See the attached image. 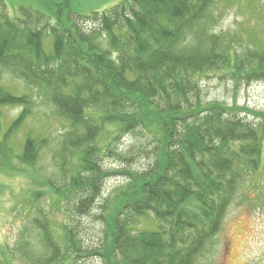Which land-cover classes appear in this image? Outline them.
Listing matches in <instances>:
<instances>
[{"label": "trees", "instance_id": "1", "mask_svg": "<svg viewBox=\"0 0 264 264\" xmlns=\"http://www.w3.org/2000/svg\"><path fill=\"white\" fill-rule=\"evenodd\" d=\"M32 1L38 8L0 14V108L20 109L6 129L0 124V173L56 189L37 168L49 139L27 130L14 140L35 102L2 84L9 74L38 90L65 123L55 154L71 190L56 192L59 202L73 193L80 216L100 207L102 237L88 255L103 264H196L239 184L264 172V111L206 101L201 81H264V49L238 52L212 30L216 0H122L85 15L70 0ZM138 131L147 133L139 148L147 166L106 170L104 152L127 159L109 143ZM115 175L128 181L100 206L104 182ZM45 194L31 190L25 200L42 238L38 264H79L86 252L77 224L64 225L57 239L37 204ZM148 216L155 227H143Z\"/></svg>", "mask_w": 264, "mask_h": 264}, {"label": "rangeland", "instance_id": "2", "mask_svg": "<svg viewBox=\"0 0 264 264\" xmlns=\"http://www.w3.org/2000/svg\"><path fill=\"white\" fill-rule=\"evenodd\" d=\"M121 1L70 0V6L77 14L85 15L108 9ZM27 5L38 8L32 0H4L0 2V14L7 11L10 15H16L19 6ZM14 8L17 11L13 12ZM63 10H68L66 5ZM214 14L216 22L211 26L212 30L231 40L234 50L246 52L258 47L264 49V0H216ZM50 41L47 38L45 43L49 46ZM201 83L206 101L264 111V81L251 85L243 83L240 86L219 76L209 75ZM2 84L14 94H30L35 102L33 118L14 140L20 141L27 130H33L38 136L49 139L38 160V172L42 178L50 177L56 189L71 190L68 180L63 181L58 173V156L55 154L60 134L66 129L65 123L54 114L45 97L38 90L27 87L22 80L5 74ZM19 110L14 107L0 108L1 126L6 129L17 117ZM146 137L145 131H138L123 136L120 141L109 143L127 159L121 160L106 151L102 157V166L106 170L123 172L146 167L149 159L139 151L146 144ZM14 163L17 164V161L14 160ZM127 181L124 175L108 178L103 185L102 199L98 201L101 203L98 204L101 206L102 200L111 196L116 188ZM0 188V264H38L42 256V238L33 224L37 218L36 211L25 205L26 196L31 190L46 191L47 195L37 204L46 210L57 239L64 225L72 227L77 224L81 247L86 252L79 264H103L98 256L88 255L102 237V223L98 218L100 207L95 206L80 216L75 211L76 199L73 193L66 191L68 197L64 196L59 202L60 193L56 189L47 183L41 185L33 181L31 176L22 173H0ZM57 201L58 204H51ZM243 218H246L247 223ZM141 222L143 227H155L151 216ZM196 264H264V172L248 175L239 184L219 235Z\"/></svg>", "mask_w": 264, "mask_h": 264}, {"label": "bare ground", "instance_id": "3", "mask_svg": "<svg viewBox=\"0 0 264 264\" xmlns=\"http://www.w3.org/2000/svg\"><path fill=\"white\" fill-rule=\"evenodd\" d=\"M243 219H245V221H244V222H245V223H247V220H246V218H243Z\"/></svg>", "mask_w": 264, "mask_h": 264}]
</instances>
